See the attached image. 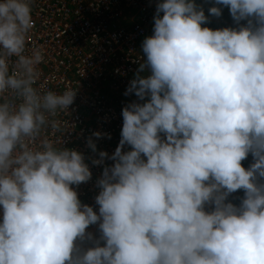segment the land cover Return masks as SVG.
I'll return each instance as SVG.
<instances>
[{
  "label": "clouds",
  "instance_id": "obj_1",
  "mask_svg": "<svg viewBox=\"0 0 264 264\" xmlns=\"http://www.w3.org/2000/svg\"><path fill=\"white\" fill-rule=\"evenodd\" d=\"M31 2L0 0V264H264V0H215L240 25L215 30L195 0H158L125 92L144 102L122 109L118 147L92 161H114L98 214L72 187L91 178L83 154L52 138L76 89L39 83ZM97 223L99 240L86 232Z\"/></svg>",
  "mask_w": 264,
  "mask_h": 264
},
{
  "label": "built area",
  "instance_id": "obj_2",
  "mask_svg": "<svg viewBox=\"0 0 264 264\" xmlns=\"http://www.w3.org/2000/svg\"><path fill=\"white\" fill-rule=\"evenodd\" d=\"M158 0H32L34 27L27 35L26 50L41 48L44 62L39 65L40 82L46 90L63 92L76 89L74 103L67 112L59 114L68 128L58 133L60 147L83 154L91 171V178L80 185H72L82 204L99 212L95 198L101 191L97 182L105 167L114 163L107 157L103 163L99 153L111 157L121 140L122 109L139 101L134 94L125 95L130 82L146 61L142 43L153 35L154 15ZM133 13L130 24L125 18ZM162 15V13H161ZM101 133L100 137L94 133ZM163 138V134H161ZM91 138L96 145L88 147ZM123 151H130L125 145ZM146 159V158H145ZM254 162L253 159L248 163ZM243 190L230 194L228 200L239 205ZM210 211V206L205 207ZM0 206V222H2ZM86 232L99 240V224L90 225ZM101 246L104 241H100ZM87 241L83 247H92Z\"/></svg>",
  "mask_w": 264,
  "mask_h": 264
},
{
  "label": "rangeland",
  "instance_id": "obj_3",
  "mask_svg": "<svg viewBox=\"0 0 264 264\" xmlns=\"http://www.w3.org/2000/svg\"><path fill=\"white\" fill-rule=\"evenodd\" d=\"M195 3L202 7L204 12H205V15L208 16V22L203 24L202 27H209L213 30L215 29H222V28H225V27H229V28H237L239 27L240 25H238L231 17L230 15V12H229V9L228 7L226 6H222V5H216L215 4V0H195ZM213 6H218V7H221L222 9V14L220 17H215V16H211L208 12V9L210 7H213ZM134 14L131 13V16H127L124 20H125V23L126 24H130V22L134 19ZM246 21H241L240 24H245ZM150 74V72L145 69L143 72H140L139 75L141 76H148ZM147 99V98H146ZM253 159L252 155L249 154L247 159L243 160L241 163H242V166L247 169L250 167V165L253 163V162H249V160ZM240 191V190H239Z\"/></svg>",
  "mask_w": 264,
  "mask_h": 264
}]
</instances>
